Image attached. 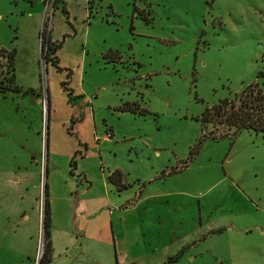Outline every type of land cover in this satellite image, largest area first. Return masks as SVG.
Masks as SVG:
<instances>
[{
	"label": "rangeland",
	"instance_id": "obj_1",
	"mask_svg": "<svg viewBox=\"0 0 264 264\" xmlns=\"http://www.w3.org/2000/svg\"><path fill=\"white\" fill-rule=\"evenodd\" d=\"M45 20L66 37L55 61L42 55ZM1 48L15 50L20 87L0 50V264H39L47 201L51 264H125L143 244L137 201L203 192L228 172L253 210L235 187L207 191L203 202L222 191L214 203L234 211L214 216L233 223L159 264H264V132L212 139L201 120L264 83V0H0Z\"/></svg>",
	"mask_w": 264,
	"mask_h": 264
},
{
	"label": "crops",
	"instance_id": "obj_2",
	"mask_svg": "<svg viewBox=\"0 0 264 264\" xmlns=\"http://www.w3.org/2000/svg\"><path fill=\"white\" fill-rule=\"evenodd\" d=\"M86 1L89 3L90 0ZM64 41H66V37ZM229 174L232 176L230 172L225 173L203 192L196 193L181 189L151 191L142 200L137 201L134 209L136 211L139 210L140 214H142L141 217L144 219L143 244L140 243L138 251H135L134 254L125 256V264L129 262H135V264H159L161 260L177 254L182 249V255L178 260L184 259L187 250H191L193 245L198 244L201 240L199 238L200 230H203L206 236L207 234H213L211 231L214 229L229 228L233 220L231 219L229 223H226L227 220L225 219L221 223L216 219L214 213L216 210H234L230 209V207L222 210L218 202L214 203L216 200L221 203L226 200L222 191H218L219 189L216 194L208 198L207 202H203V196H205L207 191L217 187L224 191L231 186L235 187L242 194V200L244 199L249 203L253 210V197L242 188L238 178L231 177ZM184 196H186L187 200L193 201V208L189 209L190 215L189 206L184 203ZM237 209V211H240L239 208ZM118 225H121L120 217H117L116 221L111 224V227H114V229L112 228V235L116 243H118ZM201 259H204V257Z\"/></svg>",
	"mask_w": 264,
	"mask_h": 264
},
{
	"label": "trees",
	"instance_id": "obj_3",
	"mask_svg": "<svg viewBox=\"0 0 264 264\" xmlns=\"http://www.w3.org/2000/svg\"><path fill=\"white\" fill-rule=\"evenodd\" d=\"M67 8L63 10L67 12ZM48 21H44L42 29V55L46 53L48 58L57 59V52L61 46H63L65 37L59 41L53 40L52 28H48ZM67 36V35H66ZM2 55L8 58V66L10 68L9 81L13 86H16L18 90L19 85L15 80V50H8L1 48ZM53 54V57L51 55ZM259 76L264 77V70H261ZM9 87L7 82L0 79V90H6ZM125 110H131L133 112H147L146 108H141L137 103H127L122 106ZM203 127L206 130L205 137L212 139H218L222 137H236L242 130L248 129L256 132H264V83L259 81L252 82L244 87L241 91L236 92L232 97H226L220 102L214 104L211 107H207L201 116ZM210 126V129L208 127ZM194 147L192 148V151ZM191 151V152H192ZM166 172V171H165ZM109 179L118 188L126 186L124 181L123 172L120 169L111 171ZM46 212L43 219L45 227V251L42 254L39 264H51L53 260L52 251L53 245L50 238L51 233V212L50 203L47 201ZM222 228H218L214 231H221ZM183 249L177 254L169 256V261H176L182 255Z\"/></svg>",
	"mask_w": 264,
	"mask_h": 264
},
{
	"label": "built area",
	"instance_id": "obj_4",
	"mask_svg": "<svg viewBox=\"0 0 264 264\" xmlns=\"http://www.w3.org/2000/svg\"><path fill=\"white\" fill-rule=\"evenodd\" d=\"M42 104H43V108H47V106H48L47 98L42 99Z\"/></svg>",
	"mask_w": 264,
	"mask_h": 264
},
{
	"label": "water",
	"instance_id": "obj_5",
	"mask_svg": "<svg viewBox=\"0 0 264 264\" xmlns=\"http://www.w3.org/2000/svg\"><path fill=\"white\" fill-rule=\"evenodd\" d=\"M43 252H44V245L42 244L40 256H42ZM127 264H135V262H129Z\"/></svg>",
	"mask_w": 264,
	"mask_h": 264
}]
</instances>
